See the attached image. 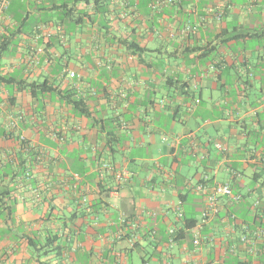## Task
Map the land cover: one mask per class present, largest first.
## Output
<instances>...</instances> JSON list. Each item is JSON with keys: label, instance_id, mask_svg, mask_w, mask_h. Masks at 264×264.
I'll return each mask as SVG.
<instances>
[{"label": "crops", "instance_id": "obj_1", "mask_svg": "<svg viewBox=\"0 0 264 264\" xmlns=\"http://www.w3.org/2000/svg\"><path fill=\"white\" fill-rule=\"evenodd\" d=\"M153 1L9 0L0 264H264V0Z\"/></svg>", "mask_w": 264, "mask_h": 264}, {"label": "built area", "instance_id": "obj_2", "mask_svg": "<svg viewBox=\"0 0 264 264\" xmlns=\"http://www.w3.org/2000/svg\"><path fill=\"white\" fill-rule=\"evenodd\" d=\"M44 0H37V2H42ZM177 1L179 0H154L152 7L153 8H157V7H162V6H169V5H173L175 4ZM9 6V0H0V21L2 20V16L3 14H5V11L8 9ZM126 15H122L121 18H125ZM219 17V16H218ZM184 33H189V32H194L195 28H192L191 26H185L182 30ZM70 76L73 78L75 77L74 73H71ZM215 148L219 151L223 150V147L220 143H216L215 144ZM107 167V166H104ZM115 178L116 181L119 185H124L126 184L131 176L129 174L128 171H122V172H117L115 173ZM209 180V178L206 176L204 179V182H207ZM205 185H200L199 189H204ZM263 186H264V182H263ZM212 192L206 197V205H205V209L203 211L202 214V219L203 222H206L207 220H209L210 218H212L213 216L217 215L219 212V206H218V200L219 198L222 197H227V198H233L234 200H240L241 197L238 196H233V190L231 188V186L229 184H222V183H216L213 187H212ZM257 205V204H256ZM176 215L177 218L182 219L183 218V212L181 207H178L176 210ZM247 230V228H245ZM171 234H173V231H171ZM264 234V230H258L257 235H262ZM241 242L244 244H248L249 243V238L248 236L244 235L241 238ZM194 244L196 246L200 245V237L196 236L195 240H194Z\"/></svg>", "mask_w": 264, "mask_h": 264}, {"label": "trees", "instance_id": "obj_3", "mask_svg": "<svg viewBox=\"0 0 264 264\" xmlns=\"http://www.w3.org/2000/svg\"><path fill=\"white\" fill-rule=\"evenodd\" d=\"M34 1L37 2V0H34ZM44 1H46V0H44ZM37 3H41V2H37ZM196 224H197V221H195L193 219H186L184 227H185V229L190 230V229L195 228ZM173 234H174V231H173Z\"/></svg>", "mask_w": 264, "mask_h": 264}]
</instances>
